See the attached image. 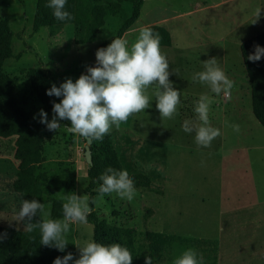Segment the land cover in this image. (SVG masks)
Returning a JSON list of instances; mask_svg holds the SVG:
<instances>
[{"label": "rangeland", "instance_id": "rangeland-1", "mask_svg": "<svg viewBox=\"0 0 264 264\" xmlns=\"http://www.w3.org/2000/svg\"><path fill=\"white\" fill-rule=\"evenodd\" d=\"M92 1L100 5L95 38L89 44L76 45L74 38L81 36L80 29L70 24L54 36L47 28L32 32L35 0L23 4L0 0V18L8 20L14 33L12 56L2 72L15 79L13 91L19 106L33 111L37 121L40 109L51 120L52 102L61 98L49 96L43 104L27 71L43 73L58 86L67 78L75 81L88 66H95L96 50L110 43L132 9L123 0ZM199 1L144 0L138 19L123 33L131 44L143 27L159 25L169 32L171 46L161 50L169 62V80L181 92V104L174 118H162L153 99L144 112L110 129L122 169L129 175H148L150 185L135 187L131 201L115 192L96 195L92 210L98 219L112 225L171 236L164 257L152 256L153 264H172L184 249L193 248L180 240L192 238L216 243V264H264V128L251 112L240 51L230 43L226 36L230 29L222 21L231 4L198 12ZM210 58H216L233 81L228 96L211 93L206 85L192 80V74L203 68L201 61ZM148 94L152 95V86ZM202 94L214 97L209 122L220 129L208 147L198 146L195 133H185L181 127L185 119H196L193 108ZM60 123L70 125L67 120ZM233 123L239 125L238 132L229 126ZM65 127L53 130L52 137L42 142L43 161L37 172L46 175L53 190L42 192L48 212L43 219L50 218L52 200L64 203L69 192L82 195L87 183L85 139ZM13 151L14 137L0 138V225L23 230L15 216L17 195L11 189L17 164ZM92 234L91 223L70 222L67 241L74 244L76 258L80 253L75 244L92 240ZM144 242L142 235L134 239L135 246ZM145 256L138 253L135 264H145Z\"/></svg>", "mask_w": 264, "mask_h": 264}, {"label": "clouds", "instance_id": "clouds-1", "mask_svg": "<svg viewBox=\"0 0 264 264\" xmlns=\"http://www.w3.org/2000/svg\"><path fill=\"white\" fill-rule=\"evenodd\" d=\"M67 0H47L52 15L60 21H70L72 14L65 9ZM255 21V20H254ZM253 21V22H254ZM264 56V47L256 45L254 52L247 57L249 61H258ZM202 70L192 74V80L206 85L211 93L228 96L233 88V81L218 65L216 58L201 61ZM169 62L160 47V36L150 27L139 30L135 42L129 44L126 37H114L106 47L95 52V66H88L75 81L65 79L57 86L55 83L48 89L49 96L60 97L59 102H52L51 120L47 113L39 110V122L48 130H58L62 120L70 125L65 127L73 134L88 141L103 140L111 128L119 127L135 113L144 112L155 107L160 117L174 118L181 104V92L173 87L169 80ZM152 86V95L148 94ZM214 97L202 94L195 102L193 111L195 120L185 119L181 125L185 133H195L194 140L198 146L208 147L220 135V129L209 122L210 105ZM35 118V116H34ZM198 121V123H197ZM228 124L227 121H225ZM233 131H239L238 124H230ZM97 189L100 197L115 192L117 196L131 201L136 193L133 178L127 169H115L108 166L99 176ZM16 218L23 223L27 231L38 228L40 244L54 247L64 252L70 222L86 224L91 212L90 199L87 193L77 195L69 192L62 204L63 219H39L48 216L44 203L38 199H25L22 194ZM33 217L38 219L33 222ZM6 234H0V240ZM79 257L73 259L71 252L57 256L52 264H132L133 255L127 246L120 243L102 244L87 240L75 244ZM145 264H153L152 256L144 257ZM172 264H204L203 256L194 248L184 249L173 258Z\"/></svg>", "mask_w": 264, "mask_h": 264}, {"label": "trees", "instance_id": "trees-1", "mask_svg": "<svg viewBox=\"0 0 264 264\" xmlns=\"http://www.w3.org/2000/svg\"><path fill=\"white\" fill-rule=\"evenodd\" d=\"M15 1L19 4L24 3V0ZM123 1L130 3L132 9L116 30L114 37H122L123 33L138 19L140 5L144 0ZM65 9L72 14L70 21L57 20L52 15V9L47 6V0H35L31 24L32 32L36 33L40 28H47L49 35L54 36L64 25L70 24L80 29L79 34L81 36L74 38L76 45L93 42L98 27L100 5L92 0H67ZM147 27L159 34L160 47L171 46L170 34L164 27L159 25ZM13 36L14 33L8 20L0 18V138L14 137L13 159L17 164L11 189L17 195L19 206L20 196L18 194H22L25 199L35 198L43 203V190L53 191L47 185L46 175L37 172L43 161L42 142L52 137L53 130H48L45 124L37 121L33 111L19 106L13 91L15 79L2 72L5 61L12 56ZM256 45L264 47V32L244 40L239 45V51L250 88L251 112L258 124L264 128V56L258 61L247 59L248 55L254 52ZM35 73L36 70L34 69L27 71L40 100L46 104L49 101L46 89L50 88L53 83L57 86L58 84L53 78L43 73ZM89 149L91 165L86 170L87 183L83 192L89 195L92 210L93 198L99 195L97 189L100 183V174L108 166L115 169H122V167L113 147L110 132L104 135L103 140H92ZM130 176L133 178L134 187L149 188L150 178L148 175L136 173ZM62 204L60 200L51 201V219L63 217ZM37 219L38 217H33V222ZM39 219H43L42 215ZM87 221L92 224V240L102 244L120 243L127 246L133 255L132 264L136 263L138 253L154 256L157 259L163 258L166 253V245L172 240L171 236L160 233L147 230L140 233L132 228L109 224L98 219L93 210L88 214ZM21 224L24 227L23 223ZM0 234H6L5 238L0 240V264H52L55 257L63 256L66 252H71L73 259H76L75 246L72 242L67 241L68 245L64 252L40 244L38 228L29 232L25 227L23 230H19L0 225ZM138 235H142L145 242L135 246L134 239ZM180 241L189 244L202 254L204 264H216L217 245L214 241L205 238Z\"/></svg>", "mask_w": 264, "mask_h": 264}, {"label": "crops", "instance_id": "crops-1", "mask_svg": "<svg viewBox=\"0 0 264 264\" xmlns=\"http://www.w3.org/2000/svg\"><path fill=\"white\" fill-rule=\"evenodd\" d=\"M227 4L231 7L224 12L227 18L222 21L226 23L224 27L230 29L226 33L230 43L239 48L244 40L264 32V0H200L197 11L205 7L220 10L221 5ZM244 74L250 95L246 72Z\"/></svg>", "mask_w": 264, "mask_h": 264}, {"label": "water", "instance_id": "water-1", "mask_svg": "<svg viewBox=\"0 0 264 264\" xmlns=\"http://www.w3.org/2000/svg\"><path fill=\"white\" fill-rule=\"evenodd\" d=\"M90 142L91 141H88L85 139L84 159L88 166L91 165V155H90V149H89Z\"/></svg>", "mask_w": 264, "mask_h": 264}]
</instances>
